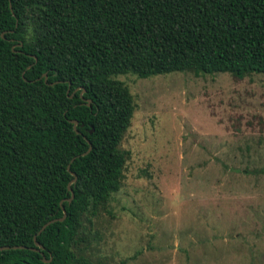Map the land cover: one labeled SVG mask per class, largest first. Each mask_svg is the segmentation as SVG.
<instances>
[{"label": "trees", "instance_id": "obj_1", "mask_svg": "<svg viewBox=\"0 0 264 264\" xmlns=\"http://www.w3.org/2000/svg\"><path fill=\"white\" fill-rule=\"evenodd\" d=\"M10 1L0 0V246L26 248L0 250V264H94L76 244L121 187L135 108L115 77L264 73V0ZM68 164L66 218L32 250L71 195Z\"/></svg>", "mask_w": 264, "mask_h": 264}, {"label": "rangeland", "instance_id": "obj_2", "mask_svg": "<svg viewBox=\"0 0 264 264\" xmlns=\"http://www.w3.org/2000/svg\"><path fill=\"white\" fill-rule=\"evenodd\" d=\"M115 78L135 104L129 155L76 250L94 264H264V73Z\"/></svg>", "mask_w": 264, "mask_h": 264}, {"label": "water", "instance_id": "obj_3", "mask_svg": "<svg viewBox=\"0 0 264 264\" xmlns=\"http://www.w3.org/2000/svg\"><path fill=\"white\" fill-rule=\"evenodd\" d=\"M9 7L10 9L12 10V5H11V1L9 0ZM21 44V43H20ZM45 79H46V75H45ZM84 91V90H83ZM82 91V92H83ZM81 92V93H82ZM72 96V95H70ZM90 100L86 101L87 104H89ZM72 123H73V127L74 129L76 130V125L78 124V121L76 119H71L70 120ZM77 131V130H76ZM88 143H89V146L87 148L86 151L82 152L81 155H86L90 149H91V143L90 141L88 140ZM74 159V157L71 159V161ZM67 169L71 172V174L74 176L73 179L68 183V189L71 191V195L70 197L68 198H65V199H62L60 201V206L62 208V215L60 217H54L52 219H49L48 221H46L40 228L39 230L37 231V233L34 235L33 239H34V244L35 246L34 247H30V249L32 250H36V251H40L41 249H44V246L37 240V235L40 234L49 224L53 223V222H56V221H63L65 218H66V210L62 204L63 200H67L68 202H71L72 199H73V196H74V193L70 187V184L72 182H74L76 180V176H75V173L73 171L70 170V164L67 165ZM10 248H26V246H18V245H13V246H8V245H1L0 246V250H5V249H10ZM51 261V257L50 258H43V262H45L46 264H49Z\"/></svg>", "mask_w": 264, "mask_h": 264}]
</instances>
